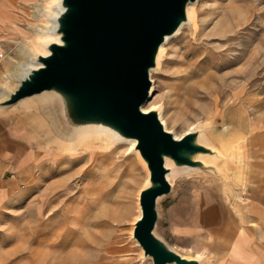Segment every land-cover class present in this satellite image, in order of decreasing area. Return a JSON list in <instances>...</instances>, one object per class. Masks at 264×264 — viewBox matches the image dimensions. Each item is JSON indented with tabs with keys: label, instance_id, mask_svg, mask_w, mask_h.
I'll use <instances>...</instances> for the list:
<instances>
[{
	"label": "rangeland",
	"instance_id": "rangeland-1",
	"mask_svg": "<svg viewBox=\"0 0 264 264\" xmlns=\"http://www.w3.org/2000/svg\"><path fill=\"white\" fill-rule=\"evenodd\" d=\"M50 1L0 0L2 87L14 85L13 66L48 25L43 9ZM195 10V27L163 46L145 108L159 106L164 129L176 139L199 127L221 158L180 174L156 204V236L172 244L176 219L196 223L212 202L236 209L247 183L264 172V0H198ZM28 105L0 110L26 119L41 154L25 194L0 209V264H152L133 238L149 173L132 145L64 151L59 140L67 141L71 125L57 112L43 113L35 99ZM224 159L231 170L216 173Z\"/></svg>",
	"mask_w": 264,
	"mask_h": 264
},
{
	"label": "water",
	"instance_id": "water-1",
	"mask_svg": "<svg viewBox=\"0 0 264 264\" xmlns=\"http://www.w3.org/2000/svg\"><path fill=\"white\" fill-rule=\"evenodd\" d=\"M196 0H61L56 19L60 43L47 46L16 90L1 103L55 92L61 98L56 111L72 130L82 125H102L125 139L146 164L149 184L139 194L141 216L134 223L133 238L152 264H200L174 251L153 234L158 220L157 199L167 196L166 179L175 167L202 169L196 157L213 154L199 141L197 130L175 139L154 110L142 112L149 99V71L166 36L186 22V7ZM69 130V129H68Z\"/></svg>",
	"mask_w": 264,
	"mask_h": 264
},
{
	"label": "crops",
	"instance_id": "crops-1",
	"mask_svg": "<svg viewBox=\"0 0 264 264\" xmlns=\"http://www.w3.org/2000/svg\"><path fill=\"white\" fill-rule=\"evenodd\" d=\"M40 157L26 119L0 116V209L25 194ZM247 184L236 209L212 202L196 223L176 219L174 244L160 238L200 264H264V172Z\"/></svg>",
	"mask_w": 264,
	"mask_h": 264
},
{
	"label": "bare ground",
	"instance_id": "bare-ground-1",
	"mask_svg": "<svg viewBox=\"0 0 264 264\" xmlns=\"http://www.w3.org/2000/svg\"><path fill=\"white\" fill-rule=\"evenodd\" d=\"M197 1L198 0L187 5V7H186V18H187V20H186V22H184L173 35L165 37L164 43L160 46V48L158 50V53L156 56V61H155V67L149 71V78L151 75L157 73L160 69V65H161V62L163 60L164 51H165L163 46L171 38L175 37L179 33V31H181V29H183L184 27H186V26L195 27V22H196L195 6H196ZM51 2H52V5L44 6L45 8L43 10H45V17H46V19L45 18L44 19L47 21L48 25L44 29H41L38 33H36L37 35H36V38L34 41L35 47L34 48L28 47V48H26V50L24 48L25 60L20 61L18 64L13 66L14 72L10 73V74H11V77L14 81V85L11 86L10 88L2 87L0 85V110H10V109L13 110V109H17L18 107H22V106H26V105L29 106L30 104L28 105V103L30 101H32L33 99H35L39 103L41 111L43 113L49 115V116L51 114L52 115L55 114V112L60 107L59 102H62V100L58 96V94H56L55 92H42L39 95H34L31 97L24 98V99L18 101L17 103H15L11 106H8V107L1 106V103L3 101L7 100V98L13 93V91L16 90L19 82L28 74V72L31 69L39 66V63H37V61H36L37 57L38 56H46L49 54L47 46L51 43H60V36L56 33V29H57L56 19L60 15V13L63 11V8L61 7V0H52V1H50V3ZM152 90H153V87L151 85L150 92H149L150 98L152 97ZM149 100H147L145 102V104L142 106V108H141L142 112L148 113L149 111L154 110L158 113V118L160 120L159 106H151L147 109L145 108L146 105L148 104ZM151 103H154V102H151ZM32 105H33V103H32ZM54 116H56V114ZM51 120H52V117H51ZM31 122H34V121L31 120ZM39 122H41V121H39ZM42 123H43V121H42ZM53 124H51V125H53ZM161 124L163 125V123H161ZM55 125H56V123H55ZM45 126H46V123H45L44 127ZM163 127H164V125H163ZM46 129H47V127H46ZM199 129H200L199 127H193L187 133H189L192 130H199ZM62 130H64V129H61V133H62ZM46 131H48V130H46ZM47 134H48V132L46 133V135ZM66 134L68 136V137L66 136L67 141L59 140V141H61L62 149L64 151L74 152L78 148H79L78 150H81V149L83 150L87 145H98L101 142H108V143H110V145H112L111 147H113L115 145H120V144H129L130 146L132 145L131 151H133L135 153V155L138 157L142 168L144 170L147 169L145 162L140 157L138 151L135 149L136 141L122 138L115 131H113L112 129H110L108 127H105L102 125H82V126L74 127L72 130H69L68 132H66ZM199 141L201 143L207 145L211 149V151H212L211 153H213V154H199L196 158L199 159L201 161V163L204 164L205 166H206V163H210L211 165L214 163L217 164L216 161L219 158H221V151L215 150V148L204 137L203 132H200V134H199ZM222 166H224V167H222ZM165 167L169 169V172L166 175V179L168 180L171 187H172L175 179L177 177H179L180 174L181 175H190L192 173L200 171L197 168H191V167H181V168L175 167L170 159H165ZM216 169H217L216 173H220L223 171H225L227 173L231 170L230 166L226 165L225 159L221 162L220 166L216 167ZM211 172L213 173V171H211ZM224 176H225V174H224ZM148 184H149V175L146 178V187L148 186ZM163 197H165V196L158 198L156 204ZM140 216H141V212L139 211V215L136 216V220L133 222L135 223L140 218ZM153 234L156 235L155 228L153 230ZM140 250H141L142 255H143V250L141 248H140ZM196 256H198V255H196ZM146 259L150 260V258H146Z\"/></svg>",
	"mask_w": 264,
	"mask_h": 264
}]
</instances>
